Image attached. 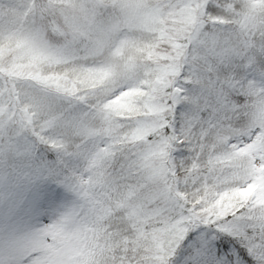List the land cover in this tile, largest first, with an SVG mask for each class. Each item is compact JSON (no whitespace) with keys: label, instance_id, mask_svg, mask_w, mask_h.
<instances>
[{"label":"snow or ice","instance_id":"obj_1","mask_svg":"<svg viewBox=\"0 0 264 264\" xmlns=\"http://www.w3.org/2000/svg\"><path fill=\"white\" fill-rule=\"evenodd\" d=\"M0 264H264V0H0Z\"/></svg>","mask_w":264,"mask_h":264}]
</instances>
